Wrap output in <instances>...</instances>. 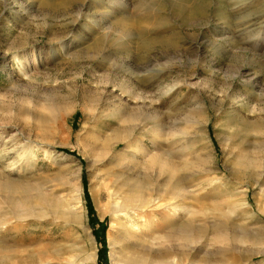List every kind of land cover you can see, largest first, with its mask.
I'll return each mask as SVG.
<instances>
[{"label": "rangeland", "instance_id": "1", "mask_svg": "<svg viewBox=\"0 0 264 264\" xmlns=\"http://www.w3.org/2000/svg\"><path fill=\"white\" fill-rule=\"evenodd\" d=\"M134 117L150 153L131 176L156 196L186 190L201 237L192 261L264 264V0H0V151L15 132L45 136L52 151L34 145L32 170L17 175L13 153L0 155V264H90L93 250L95 264H112L98 162L78 148L110 144ZM155 154L174 168L169 182L157 179ZM76 162L79 195L63 178ZM62 189L66 220L52 212ZM19 200L33 209L24 219ZM179 219L161 214L137 236Z\"/></svg>", "mask_w": 264, "mask_h": 264}, {"label": "bare ground", "instance_id": "2", "mask_svg": "<svg viewBox=\"0 0 264 264\" xmlns=\"http://www.w3.org/2000/svg\"><path fill=\"white\" fill-rule=\"evenodd\" d=\"M109 12L110 9L108 8L106 13L108 14ZM130 121L123 130L124 135L114 137L110 144L102 143L99 146L97 144L98 137H92V141L84 143L83 148H78L83 155H86L88 152L92 153L96 163L98 162V179L102 190L107 196L108 211L111 216L109 253L112 264H207L206 262L194 263L192 261V244L200 242L201 237H197V234H195L196 228L199 231V227H194L192 206L184 201L186 199V190L174 184V189L170 197L166 194V191L164 192L165 195L158 193L156 196V189L150 183L149 179L144 180L145 177L144 179L142 177V180H137L131 176L136 162H140L138 161L139 157L149 155L150 150L145 143V137H139V134L142 133V124L144 122L142 123V121L135 117L131 118ZM19 135H21L20 132H15L11 135L12 137L10 136L5 139L4 146L10 144L8 145L10 147L7 149L4 147L0 151L1 159H5L9 156V153H13L11 161H9L10 159H5L9 162L7 164L9 174L11 172L17 175L20 173H28L32 170L33 163L30 159V154L33 152L31 149L34 148V145H38L47 154H51L52 152L48 141L43 140L45 136L42 140L38 141V138L36 140ZM149 140L154 146L156 145L153 137H150ZM156 140L158 141V137ZM71 147L73 148L75 146ZM118 147H120V150H117ZM61 155L65 156L67 154L63 153ZM70 159L72 161L75 160L73 157ZM149 159L151 160V162L149 161L150 164L155 163L158 165L159 171L156 175L157 179L160 180L163 178L164 183L169 182L173 177L174 168H171L167 159L156 154L150 156ZM129 160L135 163L130 166L126 163ZM110 162H115V164L107 169V163ZM55 163L60 164L61 162L55 161ZM196 164L198 167L197 173H203L205 170L204 167L206 166L205 160L201 158ZM194 169L196 170V168ZM63 175L64 182L70 185V187L72 186L73 190L78 192L79 195L82 191L79 164L76 162L72 166L65 165ZM209 179L215 180L217 178L210 177ZM7 185L11 186L10 181L7 182ZM62 191L60 200L52 205V212L55 218L66 220L72 216V213L68 203L64 202L67 200V192H64L63 189ZM230 200L227 203L234 205V201L232 199ZM22 203L20 200L16 203L17 209L15 212L19 217L24 219L33 209ZM213 210H217L219 215H225L229 212L219 210L217 206ZM161 214L166 215L167 221L180 216V219L175 223V227L171 232L159 233L156 230L157 233L153 231V235L148 238H140L137 236L139 229H143L142 231L147 233L151 232L155 224L152 222H155ZM202 214L204 215L203 217L206 216L205 211ZM43 216L37 215V217ZM248 216L254 218L253 223H257L258 227H260V218L254 217L253 213ZM115 232H118L120 236H116ZM254 235L256 234L254 233L252 238L248 237V240H256V236ZM84 260L90 264H95V250L86 254Z\"/></svg>", "mask_w": 264, "mask_h": 264}, {"label": "trees", "instance_id": "3", "mask_svg": "<svg viewBox=\"0 0 264 264\" xmlns=\"http://www.w3.org/2000/svg\"><path fill=\"white\" fill-rule=\"evenodd\" d=\"M87 205H88L89 211H91V205L89 203Z\"/></svg>", "mask_w": 264, "mask_h": 264}]
</instances>
